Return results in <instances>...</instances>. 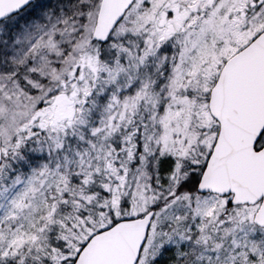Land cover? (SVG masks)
<instances>
[{"label": "snow or ice", "instance_id": "6c2138e0", "mask_svg": "<svg viewBox=\"0 0 264 264\" xmlns=\"http://www.w3.org/2000/svg\"><path fill=\"white\" fill-rule=\"evenodd\" d=\"M0 264H264V0H0Z\"/></svg>", "mask_w": 264, "mask_h": 264}]
</instances>
